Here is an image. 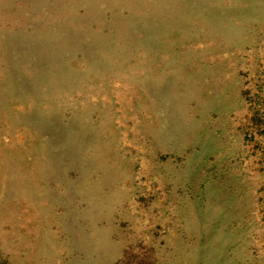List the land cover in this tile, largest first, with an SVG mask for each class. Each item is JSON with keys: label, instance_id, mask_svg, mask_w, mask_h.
Listing matches in <instances>:
<instances>
[{"label": "rangeland", "instance_id": "1", "mask_svg": "<svg viewBox=\"0 0 264 264\" xmlns=\"http://www.w3.org/2000/svg\"><path fill=\"white\" fill-rule=\"evenodd\" d=\"M249 97L264 0H0V264H264Z\"/></svg>", "mask_w": 264, "mask_h": 264}, {"label": "trees", "instance_id": "2", "mask_svg": "<svg viewBox=\"0 0 264 264\" xmlns=\"http://www.w3.org/2000/svg\"><path fill=\"white\" fill-rule=\"evenodd\" d=\"M247 104L249 106L250 113V116L247 118V122L251 128L248 127V132L245 136L251 138L254 136L253 134H255L258 136H263L264 138V110L259 108V102L253 103L250 97L249 99L247 98ZM262 156L264 157V152H262Z\"/></svg>", "mask_w": 264, "mask_h": 264}]
</instances>
